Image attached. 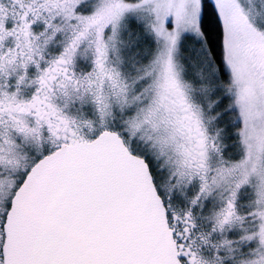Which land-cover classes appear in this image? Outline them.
Here are the masks:
<instances>
[{"label": "snow or ice", "instance_id": "6c2138e0", "mask_svg": "<svg viewBox=\"0 0 264 264\" xmlns=\"http://www.w3.org/2000/svg\"><path fill=\"white\" fill-rule=\"evenodd\" d=\"M0 264H264V0H0Z\"/></svg>", "mask_w": 264, "mask_h": 264}]
</instances>
